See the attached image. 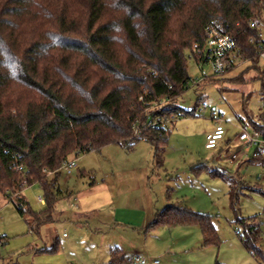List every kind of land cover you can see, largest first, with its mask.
Masks as SVG:
<instances>
[{
    "label": "trees",
    "instance_id": "obj_1",
    "mask_svg": "<svg viewBox=\"0 0 264 264\" xmlns=\"http://www.w3.org/2000/svg\"><path fill=\"white\" fill-rule=\"evenodd\" d=\"M262 13L264 0H0V195L36 232L55 220L56 178L71 157L111 144L131 149L144 140L159 162L168 130L156 124L144 131L154 116L145 104L171 105L188 88L187 58L206 61L210 24L235 41L264 98V40L250 26H258ZM241 76L230 82L243 83ZM165 110L174 119L194 116L178 106ZM253 130L264 133V122ZM17 166L29 185L44 190V210L32 211L16 195ZM201 168L227 183L235 198L233 177ZM44 170L52 172L50 181ZM237 223L243 248L264 264L259 227L250 218ZM161 226L197 227L203 247L219 244L212 217L183 206L157 211L149 228ZM108 264H124V257L112 251Z\"/></svg>",
    "mask_w": 264,
    "mask_h": 264
},
{
    "label": "rangeland",
    "instance_id": "obj_2",
    "mask_svg": "<svg viewBox=\"0 0 264 264\" xmlns=\"http://www.w3.org/2000/svg\"><path fill=\"white\" fill-rule=\"evenodd\" d=\"M259 18L264 37V13ZM177 25L174 18L173 32ZM247 67V62H237L225 74L195 84L201 70L209 73L210 67L187 58L188 88L176 102L145 104L146 113L154 115L151 119H160L168 130L161 162L144 140L131 149L111 144L71 157L77 169L68 179L63 171L56 178L55 188L61 194L53 205L55 220L38 231H32L13 204L0 195V264H108L115 250L124 256V264L134 254L156 259L158 264H187L186 252L194 248L201 260L210 258L213 264L215 260L257 264L236 235L241 230L238 218L256 216L262 231L259 245L264 250V182L257 180L262 169L248 163L254 148H242L237 140L241 128L251 132L253 124L264 122L260 82ZM240 75L243 83L230 82ZM175 106L194 116L174 119L164 111ZM219 119L225 130L223 142L207 150L206 135ZM231 153L238 154L235 163L227 160ZM203 165L234 178V199L229 196V185L210 176ZM16 195L34 212L46 208L37 202V197L45 201L37 183L24 186ZM177 204L210 215L219 244L203 247L198 228H149L156 211Z\"/></svg>",
    "mask_w": 264,
    "mask_h": 264
},
{
    "label": "built area",
    "instance_id": "obj_3",
    "mask_svg": "<svg viewBox=\"0 0 264 264\" xmlns=\"http://www.w3.org/2000/svg\"><path fill=\"white\" fill-rule=\"evenodd\" d=\"M252 28L259 30V27L255 24L250 25ZM204 35L206 37L205 52L206 61L204 63L198 64H208L210 67V72L206 73L201 70L200 79L195 83L198 84L202 80H209L215 77L221 76L231 70L237 62H241L239 59V50L236 46L235 41L228 35L222 34L220 25H208L204 30ZM199 53V52H198ZM260 59L264 60V51L260 53ZM156 124L164 126L160 119L154 121L149 119L145 127L152 128ZM223 122L221 119L215 122V126L211 132L206 135L205 148L207 150H214L223 142L225 130L223 129ZM134 136H138L139 130L138 126L133 125ZM237 140L242 144V148L253 149L254 151L250 154L249 161H257L262 169V173L258 176L257 180L264 182V133L260 131L252 130L248 132L247 130L241 128L240 134L237 136ZM225 156V155H224ZM223 156V158H224ZM221 157V159H223ZM230 163H235L238 160V154L231 153L227 159ZM77 168L73 161H66L60 168L69 178L71 173ZM15 170L19 174L21 179L20 187L21 190L24 186L29 185L27 183L26 171L21 167L17 166ZM46 176H51L52 172L43 171ZM37 202L39 204H45V201L41 197H37ZM239 232H236V235ZM127 264H158L156 259H149L139 254H134L126 260Z\"/></svg>",
    "mask_w": 264,
    "mask_h": 264
},
{
    "label": "crops",
    "instance_id": "obj_4",
    "mask_svg": "<svg viewBox=\"0 0 264 264\" xmlns=\"http://www.w3.org/2000/svg\"><path fill=\"white\" fill-rule=\"evenodd\" d=\"M261 39L262 40H264V37H262L261 36ZM252 163V162H251ZM254 163H256V162H254ZM250 164V163H249ZM256 164H258V163H256ZM259 165V164H258ZM77 169V168H76ZM230 176V175H229ZM232 177V176H231ZM68 179V178H67ZM167 206H169V205H167ZM167 206H165V207H167ZM177 206H179L178 204H177ZM164 207V208H165ZM163 208V209H164ZM157 212V211H156ZM155 212V213H156ZM56 215V214H55ZM155 215V214H154ZM152 217V216H151ZM152 218H154V217H152ZM250 219H252V223L254 224V225H256V226H258L259 227V229H260V231H261V226H260V223L258 222V220L256 219V216L255 217H250ZM153 220V219H152ZM174 228H182V229H186V230H192L193 228H197V227H187V226H176V227H174ZM173 228V229H174ZM261 236H262V231H261ZM260 241H261V239H260ZM240 242V241H239ZM241 244V243H240ZM259 244H260V242H259ZM242 245V244H241ZM259 247H260V245H259ZM261 248V247H260ZM245 250V249H244ZM262 250V249H261ZM246 251V250H245ZM262 251H264V250H262ZM247 252V251H246ZM247 254L248 255H250L248 252H247ZM186 256H187V259L189 260L188 262H187V264H213L212 262H211V259L209 258V260L207 259V260H205V261H203V260H201V257H199L200 255L198 254V253H196V249L194 248L193 250H190V251H188V252H186ZM124 257V256H123ZM251 257V256H250ZM252 258V257H251ZM253 259V258H252ZM254 260V259H253ZM255 261V260H254ZM217 261L215 260V262H214V264L216 263ZM256 262V261H255ZM219 263V262H218ZM257 263V262H256ZM221 264H224V263H221ZM226 264H231V263H226Z\"/></svg>",
    "mask_w": 264,
    "mask_h": 264
}]
</instances>
